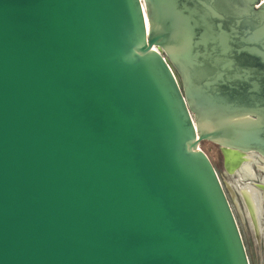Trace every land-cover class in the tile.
I'll return each instance as SVG.
<instances>
[{"label":"water","instance_id":"water-1","mask_svg":"<svg viewBox=\"0 0 264 264\" xmlns=\"http://www.w3.org/2000/svg\"><path fill=\"white\" fill-rule=\"evenodd\" d=\"M204 140L264 159V0H0V264H250Z\"/></svg>","mask_w":264,"mask_h":264},{"label":"rangeland","instance_id":"rangeland-1","mask_svg":"<svg viewBox=\"0 0 264 264\" xmlns=\"http://www.w3.org/2000/svg\"><path fill=\"white\" fill-rule=\"evenodd\" d=\"M161 54L165 56L164 52L159 49ZM174 72L179 78L178 72L175 70L171 63ZM180 80V78H179ZM195 112H193L194 118H196ZM200 149L206 153L210 158L221 184L224 188L232 211L234 213L236 222L238 224L242 240L246 249V253L250 264H264V213L261 221V230L257 233L250 220L249 214L246 211L245 204L240 194L241 188L250 184L252 186L264 185V169H260L259 166L264 167V162L256 158L251 160V169L254 175H247L246 172L240 170V175L236 173H230L224 164V158L221 153L219 145L208 144L207 140L201 141L199 144ZM251 170V172H252ZM264 193V191L262 190ZM264 208V203H263Z\"/></svg>","mask_w":264,"mask_h":264},{"label":"bare ground","instance_id":"bare-ground-1","mask_svg":"<svg viewBox=\"0 0 264 264\" xmlns=\"http://www.w3.org/2000/svg\"><path fill=\"white\" fill-rule=\"evenodd\" d=\"M224 154H225V166L230 173H233V174L236 173L241 167H242V169H245V171L247 173H251V170H252L251 165H250L251 160L253 158V155L257 154V153H254V152L245 153V152H237V151L225 149ZM259 157H261V156H259ZM252 173H253V170H252ZM251 186L252 185H250V186L248 185L246 187L247 188L246 190H248V192H245V191L242 192V198L244 201L248 200V199L253 201V204L255 205V211L258 214L260 212V209H261L260 207H261L262 199H264V198H262L263 195L260 196V192L257 189L252 188ZM259 217H261V216H259ZM260 219L262 220V218H260ZM258 231H259V229H258Z\"/></svg>","mask_w":264,"mask_h":264},{"label":"flooded vegetation","instance_id":"flooded-vegetation-1","mask_svg":"<svg viewBox=\"0 0 264 264\" xmlns=\"http://www.w3.org/2000/svg\"><path fill=\"white\" fill-rule=\"evenodd\" d=\"M252 156V155H251ZM256 158H258V159H260L262 162H264V159H262L261 157H259L257 154H254L253 155V158H252V160H256ZM259 168L260 169H264V167L263 166H259ZM240 170L241 171H243V172H246L245 171V169H242V167L236 172V174H239L240 175ZM247 173V172H246ZM253 174H255V173H247V175H250V176H252ZM264 181V180H263ZM250 186V184H247V185H245V187H243V188H241V190H240V193H241V196H242V192H248V190H246L247 188V186ZM252 188H255V189H257L259 192H260V196H262V198H264V193L262 192V190L264 191V185H260V186H251ZM243 199V198H242ZM243 202H244V204H245V208H246V211H247V213L249 214V217H250V220H251V222H252V224L254 225L253 227H254V229H255V231L258 233L260 230H261V227H262V225H261V219L260 218H262L263 217V213H264V208H263V203H264V199H262V202H261V209H260V212L257 214L256 213V211H255V205L253 204V201H251L250 199H248V200H243ZM248 208V209H247ZM249 210V211H248ZM251 213V214H250ZM261 214V215H260ZM251 215V216H250ZM259 216H261V217H259ZM258 229H259V231H258Z\"/></svg>","mask_w":264,"mask_h":264}]
</instances>
